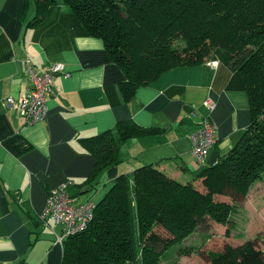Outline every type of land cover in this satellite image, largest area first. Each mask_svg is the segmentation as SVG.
Returning a JSON list of instances; mask_svg holds the SVG:
<instances>
[{
  "label": "crops",
  "instance_id": "obj_1",
  "mask_svg": "<svg viewBox=\"0 0 264 264\" xmlns=\"http://www.w3.org/2000/svg\"><path fill=\"white\" fill-rule=\"evenodd\" d=\"M37 12L35 0H0V264L62 263L63 245L55 243L60 226L50 220L47 227L39 218L49 192L62 184L72 182L67 190L75 204H97L95 196L103 198L131 168L181 161L189 173L199 172L217 164L250 122L246 84L225 64L173 68L126 102L124 77L103 42L63 6H49L35 25ZM26 59L37 74L57 63L69 73L54 79L46 118L32 125L4 103L29 90ZM207 100L211 110L203 105ZM203 118L215 126L216 143L195 163L191 135ZM128 121L162 133L119 144L120 163L89 186L95 159L84 141Z\"/></svg>",
  "mask_w": 264,
  "mask_h": 264
},
{
  "label": "trees",
  "instance_id": "obj_2",
  "mask_svg": "<svg viewBox=\"0 0 264 264\" xmlns=\"http://www.w3.org/2000/svg\"><path fill=\"white\" fill-rule=\"evenodd\" d=\"M51 5L67 8L103 42L124 77L126 102L168 70L218 59L243 78L250 106L241 139L214 166L189 173L176 161L174 174L148 165L118 176L86 230L64 240L61 264H177L196 251L181 244L192 234L212 223L236 229L238 200L264 182V0H35L32 23ZM159 133L128 121L84 141L95 159L89 186L120 163L119 144ZM203 264H264V252L246 241L207 254Z\"/></svg>",
  "mask_w": 264,
  "mask_h": 264
},
{
  "label": "built area",
  "instance_id": "obj_3",
  "mask_svg": "<svg viewBox=\"0 0 264 264\" xmlns=\"http://www.w3.org/2000/svg\"><path fill=\"white\" fill-rule=\"evenodd\" d=\"M215 65L216 62L210 63ZM24 67L30 82V88L26 94L18 100L13 98L5 99L7 110L17 111L25 123L32 125L40 123L46 118L47 98L52 95L53 81L57 76L69 77L68 70L63 64L51 65L44 73L37 74L26 59ZM207 110L214 108L211 100L203 104ZM191 154L197 163H202L209 150L216 143L215 126L207 118H203L198 130L191 135ZM72 182H66L48 194L44 212L39 216L40 221L48 227L47 222L52 221L55 226H60V234H55V243L62 244L64 240L83 232L93 218L95 204L86 201L75 204L68 193V187Z\"/></svg>",
  "mask_w": 264,
  "mask_h": 264
},
{
  "label": "rangeland",
  "instance_id": "obj_4",
  "mask_svg": "<svg viewBox=\"0 0 264 264\" xmlns=\"http://www.w3.org/2000/svg\"><path fill=\"white\" fill-rule=\"evenodd\" d=\"M212 60L213 59H209L205 62H214V60ZM216 60L218 61V59ZM139 61H141V59ZM158 168H177V166L174 163H167ZM196 169L197 168L191 169V171ZM169 172L172 173V170H169ZM188 177H191V175ZM102 188L103 186L101 185V190ZM99 191L100 186L97 188V193ZM102 196V194L95 196L94 202H99L102 199ZM219 199L228 201L224 196H220ZM238 202L239 203L236 204L237 211L235 216L237 221L236 229L227 230L226 227L212 223L207 232L199 234L194 233L189 236L184 244L179 242L172 245L168 252L164 254L165 256H168L166 259L162 260V262L165 263L168 261L169 263L174 259L173 250L180 243L184 246H194L196 251L189 256L176 259L177 264H203L207 254L218 253L222 251L226 245L236 248L246 241H253L256 248L264 252V182L254 183L248 190L245 199H240ZM204 234H206L208 238L204 243H201Z\"/></svg>",
  "mask_w": 264,
  "mask_h": 264
},
{
  "label": "bare ground",
  "instance_id": "obj_5",
  "mask_svg": "<svg viewBox=\"0 0 264 264\" xmlns=\"http://www.w3.org/2000/svg\"><path fill=\"white\" fill-rule=\"evenodd\" d=\"M86 230V229H85Z\"/></svg>",
  "mask_w": 264,
  "mask_h": 264
}]
</instances>
